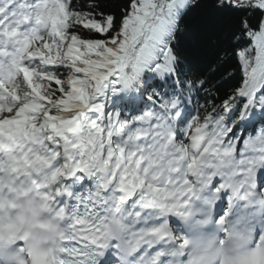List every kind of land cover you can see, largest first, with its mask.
<instances>
[{"label": "snow or ice", "instance_id": "6c2138e0", "mask_svg": "<svg viewBox=\"0 0 264 264\" xmlns=\"http://www.w3.org/2000/svg\"><path fill=\"white\" fill-rule=\"evenodd\" d=\"M0 264H264V0H0Z\"/></svg>", "mask_w": 264, "mask_h": 264}]
</instances>
